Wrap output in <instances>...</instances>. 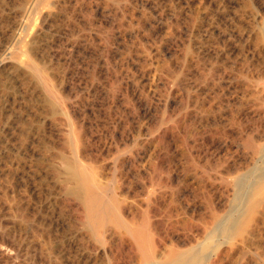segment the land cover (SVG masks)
Wrapping results in <instances>:
<instances>
[{
  "label": "bare ground",
  "instance_id": "1",
  "mask_svg": "<svg viewBox=\"0 0 264 264\" xmlns=\"http://www.w3.org/2000/svg\"><path fill=\"white\" fill-rule=\"evenodd\" d=\"M124 1H123V3H124ZM186 1H188V0H186ZM128 2L127 3L125 2V6H126V4H128ZM169 2H167V3H169ZM178 2H180V1H178ZM154 3H155V1H154ZM196 3H198V2H196ZM115 5H116L115 0H0V79H1V81L6 80L7 84L9 83V84L13 85L14 87H17L16 90H18V93L12 95L13 101L16 100V103H19L18 101L20 100V103H21V101L23 100V102H25V104H27V103L30 104L29 107L32 106L30 111L32 109L33 110L35 109V111H33V112H35L34 114L37 115V120H35L33 122V124L31 123V120L29 121V119H31V115H30V117H28L29 114L27 116V113H31L32 111L27 112L25 114V112H24L25 110H23L24 114L27 116V117L26 116L24 117V120H25V118H27V119L29 118L28 121L31 123V124L30 123L28 124L27 120H25L26 123L29 125V127L27 129H26V126L24 128L23 127L24 125L21 124V126L23 125L22 127L24 128L23 132L24 131L26 133L28 132L29 138H31L30 133L38 134L40 132L42 134L43 139H45V140L48 139L53 144L54 149L52 148V151H48L47 153H45V154H47L46 156H44L45 154L43 155L45 157V159L43 161L39 160V162L42 161L40 164L41 167L40 166L34 167L32 165H31V167H33L34 169L36 167L38 169L41 168V170H42L41 176L42 177H40V176L39 177L43 178V180L45 182L44 186H46L48 184V186H49L48 188L50 189V190H48V192L51 191V192H53V194H55L53 196L55 198V200H54V198H53V200L56 202L55 203L56 206L58 204L61 205V203L64 204L66 202L72 204L73 213H74L73 218L74 219L72 220L71 225L67 222V223H64V226L70 225L69 226L70 235L72 238V239L71 238L70 239L72 240V244H74V246H76L78 248V250L80 251L79 252L80 257H78V259L80 258L82 264H91L92 262H95L94 259H96L97 257L105 256V257L109 258V256H111V258L113 259V262L115 261L114 264H119V262L121 263V261H119V260L122 259L121 258L122 254H123L122 251H124L125 253L127 252V254H128V256L126 254V256L128 257L126 260H128V261L125 262L123 260L125 262L123 264H264V247L262 246L261 241H258V238H259L258 233H260V228L262 229L261 226L264 224L263 223V221H264V131H263V129H262V131H263L262 133L260 132L261 129H259V132L250 131L251 129H249L247 131L243 130V131L236 132L235 135H237L239 137V140L241 142L240 144H238V143L234 144L232 142H231L232 143L231 144V143H228L226 140L224 142L218 141V143H215V141L212 140L213 142L210 144V148L214 147V148H216V150L212 148V150H215V151L213 153L211 152L212 154H211V156H209V157H211V159L210 158L209 159L208 158L207 159L202 158L203 160H201V158H199V159L197 158L198 159L197 160L194 157L189 158L190 161L187 165L190 168L189 169V172H190L189 175L191 176V179H190L191 181H188V182H191L190 185H191L192 189H190L191 191H189L190 193L189 192L188 193L189 194L193 193L192 194L193 197H192V199H189L191 196L189 198L182 197L181 202L184 201V203L180 207L181 208L183 207L182 209L184 210L183 212H184L185 216L183 217L181 215L183 218H181L179 213H177V210L179 208H177V210L176 209L173 210L172 208H170L171 205L173 204V201H171L172 197L168 198L170 200V201L168 200V204L160 207L161 205L158 206V205H155L154 202H152L153 196L150 194V196L147 198V201L145 204L146 208H144V210L142 212H140L138 209H135V208L131 207L130 205L126 204L123 199L119 198L116 195V193H115V179H116L115 178L116 177L115 176V168H116L115 167V165H116L115 160L116 159H112V161L109 162V164H105V165L101 162L102 159H99L100 155H102L103 153L111 151L113 149L117 151L119 148V146L115 144L116 140H114L115 135H116L115 130L117 129V127H115L116 124H114V125L112 124V126L110 125L111 129H112L111 133H110V138H107V139L105 138L106 140L103 143H101L102 144L101 147L98 145L100 147L99 148L100 150L97 151L98 153H100V155L98 156L97 153L94 154L91 150V147H90L91 144H89V143H90L92 138H91V135H89L87 132V128L84 124V120H80V116L78 114L76 115V112H78V111H76V109L78 110L77 105H78V101H79L78 99L80 98V96L81 95H83V96L84 95H90V94H92L94 96L95 92H97V90H98V86L103 85V84H98V83L95 84V82L93 81L95 79L94 75L96 74V77L98 75V79H96V80H100L99 78H101L103 81H105V83H106L105 85L109 86L111 92H112V90H115V93H114L115 95H112L113 92L111 93V98L109 99L111 102H109V103L113 104L114 100H115V102L116 101L125 102L126 104L130 105V107L133 109H134V106H137L138 109H140L142 111V114L147 118V120H149L148 119L149 117H153L152 119L150 118L151 119L150 123L151 122L153 123V121H154V123H156V125H158L159 130L156 129V127H155V129L157 130V132L154 130L155 133H157V134H155L154 131H151V132H153V136L149 137V133H151V132H148V134H147L148 138H146L144 140H143V138L140 139L138 136L137 137L133 136V134H131L130 136L124 134L125 135L124 140L121 141L122 146H125V147L130 146L133 148H139L138 150L140 152L143 151L142 155L140 156V157H142V159H143V157L148 158V156H149V155H147V153L145 154L146 150H144V149H146L145 148L146 146L150 147L151 144L152 145L153 144H155V145L159 144L158 146H161L160 143L162 144L164 142V134L161 132L162 131L161 129L163 127H165V129H166V126H164V125H166L168 123L171 124L172 118H174L173 117L174 115L172 116V113L174 111L170 108L172 106V103H171L169 97L166 96V94H167L166 91L169 90V89H167V88H169V86H167V88H166V81H165L166 78L163 77L164 74L161 71L162 70L161 68H163L161 66H163V65H161V66L158 65V61H157L158 57H156V59L153 60L155 58V55H157V53L159 54V52H160L159 50L162 47H158V46L152 47L151 46V48H149L150 51L148 50L149 53L144 52L145 47H144V51L141 50L139 48L140 46H138V44H139L138 39L141 38V33H140V31H137L136 27H135L136 31L131 30L132 29L131 25L133 24V21H134V17H133L132 12L130 11L132 14L131 16L129 14L130 17L127 16V18H129V20H128L127 18H125L124 9L122 8L123 9V11H122L120 9L121 7L119 8V11L121 10L119 13L122 16V19H124V20L127 19L128 20L127 23L129 24L127 26L131 28L130 30L128 28H126L128 30H122L120 27V23L117 24L118 22H115V19H114L115 13H117V11L115 10ZM152 5H153V3H152ZM139 6L149 7L148 3L146 5L145 2H143V3L140 2ZM167 6H169V5H167ZM142 7H141V11H142ZM153 7H155V6L153 5ZM181 7H182V5H181ZM117 8H118V6H117ZM124 8H126V7H124ZM176 8H178V7H176ZM77 9H78V11H77ZM171 9H174V8H171ZM155 10H158V9H155ZM75 11L80 12V13L84 12L86 14L84 16L87 18V21H92L89 18L95 17V20L98 23L97 25L96 24L95 25L99 26L98 29L95 28V29L91 30V28H89L88 30H76L74 32V28L78 25H76L73 28L72 26H70V24H72L71 22H73V21L75 23L76 19L78 18V17H76L78 14L77 13L75 14ZM139 11H140V9H139ZM141 11H140V13H141ZM170 11H172V10H170ZM144 13L145 12L142 11L141 14H144ZM160 13H162V11L159 12V15H161ZM74 14L76 16H74ZM139 14L137 16H139ZM143 16H145V14ZM140 18H142V16ZM140 18H138V20ZM161 18H162V16H160V21H162ZM165 20H167V19H165ZM36 21L38 22V24L36 23L38 26H34V27H36V29L34 31V34H32L30 32L32 35L31 36V35H29V31H31L30 28L32 27V23L34 25H36L34 23ZM93 21L91 24H93V26H94ZM139 21H141V20H139ZM160 21L158 20V21L154 22V26H157L156 28L162 27V23ZM178 23H179V21H178ZM143 25H144V23H143ZM149 25H151V24H149ZM100 26L101 27H107V30H106L107 34L104 35L103 38H102ZM136 26H138V21L136 23ZM154 26L151 25V27H153V28H154ZM34 27L31 29H34ZM167 28H169V27H167ZM172 29H173V27H172ZM139 30H141V28ZM167 30H169V29H167ZM27 31H28L29 36L27 35ZM165 31H166V29H165ZM104 32H105V29H104ZM144 34L145 33H143V35ZM161 34H162V32H161ZM241 37H242V35H241ZM144 38L147 40L146 35H144L142 39H144ZM102 39H103V42H102ZM142 39L140 40V42L143 41ZM161 39H162V37H161ZM245 39H246V37H245ZM146 40H145V42H146ZM149 40H151V39L149 38ZM233 41H235V40H233ZM146 44L144 46H147ZM148 44H149V42H148ZM156 44H157V42L154 45H156ZM160 44H158V45H160ZM167 44H169V43H167ZM140 45H142V43ZM148 47H150V44ZM184 47H185V45H184ZM95 49L97 51L99 49V51H101L103 53L102 54L100 53V55L97 53L99 55L98 60L91 62V61H89V59L92 58V55L95 52L94 51ZM139 49L143 53H141ZM167 51H169V50H167ZM161 52H162V50H161ZM234 53H232V54H234ZM141 54H144V55L142 56ZM27 55H29L30 58H28ZM152 55L154 56L153 58H151ZM167 56H169V55H167ZM234 63L236 64V62H234ZM111 64H113L112 67H111ZM169 66H170V64H169ZM110 70H112V72H110ZM254 71H255V69L253 70V72ZM166 72H167V70H166ZM167 75H169V74H167ZM262 75H263V73H262ZM262 75L259 74V71H258V73L256 74V78L258 80L260 78L263 79L261 77ZM245 76H246V74H245ZM253 76H254V74H253ZM226 79H228V78H226ZM242 79H244V77ZM233 80H234V78L232 80H229V82L226 83L227 87L229 89H231V91H232V89L234 90L236 88V86L233 83ZM254 80H256V79H254ZM169 81H170V78H169ZM2 82H4V81H2ZM2 82L0 85H2ZM242 82H243V80H242ZM258 82H260V81H258ZM246 84H248V83H246ZM257 85H258V83H257ZM242 86H243V84H242ZM247 87H246V89H247ZM1 88L4 89L5 87L3 86ZM7 88H5V90H9V88L8 89ZM11 88H13V87H11ZM104 88H105V86L102 89L104 90ZM109 88H107V90ZM228 88H227V90H228ZM255 89H257V88H255ZM13 90H15V88ZM16 90H15V93H16ZM103 90H101L99 92V94L103 93ZM10 91H11V89H10ZM170 91H171V88L167 92H170ZM7 92H8V96H9L10 95L9 91H7ZM19 92L21 93V95L19 94ZM4 94H6V93H4ZM11 94H12V92H11ZM24 94H27V96H22ZM19 95H20V99H19ZM169 95H170V93H169ZM2 98L5 101L4 97H2ZM240 98L242 99V97H240ZM0 101H1V99H0ZM1 103L2 102H0V104ZM9 103H11V102H9ZM16 103H14V104L16 105ZM1 105H3V104H1ZM10 105H11L10 108L13 109V107H12L13 104L11 103V104H9V106ZM119 105H120V103H119ZM9 106H8V108H4V109L9 110ZM21 106H22V104H21ZM3 107H2V109H3ZM17 107L20 108V106H17ZM17 107H15V111H14V109L12 110V111H14V113L16 112V110H18ZM24 107H25V105H24ZM29 107L27 109H29ZM27 109H26V111H27ZM135 109L137 110V108H135ZM169 109H171L172 112ZM19 111H20V109H19ZM1 113H2V111H1ZM7 113H5V115L3 114V116L8 117ZM21 113H19V114H21ZM249 113L252 115L258 114V112L256 110L252 111V112H250V110H249ZM11 114L9 113V117ZM67 114H69V116L71 118L70 120L66 119L69 117V116H67ZM22 115L23 114H21V116ZM64 116H66V118ZM77 116H79V117H77ZM33 117L34 116L32 114V118ZM59 117H61L60 119L62 121L64 119V121H63V122H65L64 124L62 123L61 120H58V121L61 122L62 125L58 123L57 118L59 119ZM140 117H141V119H143L142 116H140ZM16 119L18 120V118H16ZM3 120L6 121L5 119H3ZM20 121L21 120L19 119L18 122L20 123ZM115 121H117V120H115ZM140 121L141 120H139V122ZM3 123L4 122L2 121V123L0 125L2 126ZM8 123H9V121H8ZM116 123H119V122H116ZM154 123L152 125L155 126ZM16 124H17V122H16ZM18 124H17V126H19ZM139 124H141V123H139ZM147 124H146V126H147ZM5 125H8L7 122ZM5 125H3V127ZM10 125H11V123H10ZM148 126H150V125H148ZM9 127H7V128H9ZM137 128H139V125ZM144 129H145V125H144ZM165 129H164V131H165ZM20 130L18 127V132ZM150 130L148 129L147 131H150ZM8 131L10 132V130H8ZM12 131H13L12 134H14L15 130H12ZM130 131H128L129 134H130ZM3 132L4 131H2V133ZM25 132L23 135H25ZM219 132H221V131H219ZM10 133H7V134L9 135ZM19 133H17V134H19ZM136 133H138V131ZM139 133H140V130H139ZM144 133H146V131H144ZM221 133H222V135L224 134V132H221ZM15 134H16V132H15ZM19 135H18V137H19ZM150 135H152V134H150ZM34 136H36V135H34ZM4 137L6 138V136H4ZM36 137H38V135ZM143 137L145 138V136H143ZM22 138L24 139L25 136ZM38 139H40V138H38ZM3 140H4V138H3ZM13 140H15L17 142L18 139H13ZM20 140L21 139L19 138V141ZM36 140H37V138H36ZM222 140L223 139H221V141ZM6 141H8V140L6 139ZM6 141L3 143L5 144ZM15 141H12V142L15 143ZM23 141L22 142L20 141V142L23 143ZM99 141L101 142V140H99ZM25 142H26V138H25ZM40 142L45 143L44 140L40 141ZM40 142L38 143V141H37L38 145L40 144ZM50 142H48V144ZM121 142H118V143H121ZM3 143H1V144H3ZM14 143H12V144H14ZM50 144H49V146L52 147V144L51 145ZM17 145H15V146H17ZM20 145H18V146H20ZM35 145L37 146V148H33V149L37 150L39 147H41V146L38 147L36 142L34 143L33 146H35ZM155 145L153 146L154 148H155ZM9 146H8V148H9ZM27 146L28 145H26V147ZM43 146L45 148L47 146V144L46 145L43 144ZM4 148H5V146L3 145V149ZM13 148H14V146H13ZM120 148H121V146H120ZM231 148L234 149V152H239L240 154H242L241 156L243 157V159L245 158L247 160V163H248L247 166L245 163H243V164H245L246 167L242 168V170L240 168L241 171L239 169H237L240 172H237V174L235 173L236 175L234 173L229 172L230 166L225 164L227 162L228 164H232V166H234L235 162H232V159H230V160L221 159V157L223 158L224 154H226ZM3 149L1 148V150H3ZM14 149H12V150H14ZM16 149L21 150V149H18L17 147H16ZM158 149H159V147H158ZM12 150L10 149V151H9V149H8L9 154L12 153ZM17 150H15V151H17ZM24 150H23V153L25 152ZM42 150H43V148H42ZM27 151L28 150L26 149V152ZM32 151H31V153H32ZM149 151H150V149H149ZM159 151H161V149ZM246 151H248V152H246ZM17 152H20V151H17ZM158 152H156V153H158ZM152 153H154V152H152ZM33 154L34 153L29 154V155H31V157H32ZM112 154H114V153H112ZM13 155H17V153L15 152V154H12V157H13ZM126 155H122L121 157L127 161V160H129L128 159L129 155H127V156ZM36 156L37 155L34 156L35 159H37ZM39 156L41 157V155H39ZM104 156H106V155H104ZM2 157H4V156L0 155V158H2ZM5 157H7L9 159L11 156L9 157V155H6ZM27 157L29 158L30 156L27 155ZM100 158H102V156ZM8 159H7V161H8ZM35 159H34V162H36ZM42 159H43V157H42ZM123 159H122V161L120 159L118 161L122 162V164H123ZM3 160H5V158H3ZM15 160H17V158ZM221 160H223V162L221 164L222 166L220 165ZM1 161H2V159L0 160V162ZM10 161L14 162L13 159L12 160L10 159ZM28 161H29V159H28ZM32 161H33V159H32ZM32 161L30 159L31 163H32ZM233 161H235V160H233ZM5 162H6V160L4 161V163ZM17 162L15 165H17V168H20V170L23 172L24 170H22V169H24L25 167L24 166L22 167V165H21V167H20V165L18 167ZM21 162H22V160H20L19 163L21 164ZM30 162H28V164H26V166L29 167L30 166L29 164H31ZM100 162L102 164H100ZM240 162L242 163V161L239 160V163ZM237 163H238V161H237ZM258 163H260V164L257 165ZM2 165H3V163H2ZM219 165L221 167H223L222 169H225V168L226 169L222 170V171L219 170V168H221ZM4 166L5 165H3L2 169L1 168L0 169L3 170V168H5L7 166V163H6V166L5 167ZM103 167L105 170L108 169L107 171H108L109 176H107V177H104L105 175L103 176L104 172L102 174V171H101V170H103ZM142 167H143V165H142ZM6 168L8 169V167H6ZM10 168L12 169V167H10ZM233 168L234 167H232L231 171L233 170ZM154 169H156V168H154ZM4 170H3V172L6 171V170L5 171ZM15 170H17V172H18V169L15 168ZM196 170H200L201 172L199 174H197V172H195ZM10 171L8 173H11ZM26 171H27V169H26ZM29 171H30V169H29ZM38 171L41 172L40 170H38ZM7 172H5L4 174H6ZM8 173L6 175H8ZM12 173H13V171H12ZM15 173L16 172H14L13 175ZM223 173L224 174L230 173V175L234 174L235 177H234V175H231V176H233L234 179L232 178L233 180L228 182V180L224 177L225 175ZM21 174H23V173H21ZM21 174L17 175V176L23 177V175H21ZM31 174H32V176H34L33 173H31ZM36 174H38V173L36 172ZM8 176H12V174L8 175ZM14 176H16V174ZM26 176H27V174H26ZM26 176H25V178H26ZM153 176H152V178H154ZM167 176H169V175H167ZM3 177L5 179V176H3ZM227 177H229V175H227ZM0 178H2V177H0ZM29 178H31V177H29ZM107 178H109V179H107ZM169 178H168V180L171 179V178L170 179ZM4 179H1V180H4ZM16 179L18 180L19 177ZM33 179H35V178H33ZM33 179H32V182H33ZM21 180H22V178H21ZM24 180L25 179H23V181ZM36 180L37 179H35V181ZM185 180H187V179H185ZM5 181H6V179H5ZM7 181L12 182L15 180L14 179L8 180V178H7ZM41 181H42V179L39 180L40 185H41ZM158 181H160V180H158ZM2 182L3 181H1L0 183H2ZM21 182H19V183H21ZM26 182H29L27 178H26ZM154 182H155L154 179H152L151 184H153ZM16 183H17V181H16ZM30 183H31V181H30ZM9 185L11 186V183ZM40 185L37 184L35 186L38 191H39V189L37 188V186L41 187ZM16 186H20V184L16 185ZM24 186H26V185H24ZM4 187H5V184H4ZM21 187H19V188H21ZM25 188H27V187H25ZM46 188H47V186H46ZM5 189H7V188L5 187ZM9 189H12V191H13L14 190L13 185H12V188H9ZM16 189H18V188H16ZM28 190H30V187ZM34 190H35V188H34ZM7 191H8V193L11 192L9 190H7ZM16 191H18V190H14L13 193L15 194ZM22 191H19V192H22ZM33 192L34 191H32V193ZM45 193H47V191ZM35 194H37V196L40 195L39 193H35ZM48 194H51V193H48ZM0 195H1V192H0ZM15 195L17 196V193ZM15 195H14V197H11V198L14 199ZM42 195H43V193H42ZM45 195L46 194H44V199H41V200L45 201V198H46V201H47V197H45ZM9 196H11V193L9 194ZM9 196L8 197L5 196V197L9 198ZM33 196H35V195H33ZM37 196H35V197H37ZM51 196H52V194H51ZM51 196H49V197H51ZM30 197H31V195H30ZM16 198H18V196ZM10 199H6L5 201L7 202V200H10ZM28 199L29 198H27L26 200H28ZM36 199H35V201H36ZM196 199H198L199 201ZM16 200H18V199H16ZM0 201H4V199L0 200ZM31 201H33V199H31ZM48 201L51 202L50 200H48ZM11 202L13 203V201H11ZM11 202L8 201L9 205ZM20 202H22V200ZM26 202H28V201H26ZM29 202H30V200H29ZM38 202H40V201H37V203ZM163 202L162 203L165 204V201H163ZM20 204L18 205V207L19 206L21 207ZM28 204H30V206H31V203H28ZM55 204H54V207H55ZM3 205H5V204L3 203ZM38 205L39 204H37V205L35 204L36 207ZM45 205H46V203H45ZM14 206H11V207H14ZM25 206L27 208V206H28L27 203ZM0 207H2V205ZM8 207L9 206L7 205L6 208H8ZM159 207L160 208L164 207V210L161 211ZM24 208H23V210H25ZM34 208H32V209H34ZM42 208L40 210H42ZM50 208H51V206H50ZM17 209H16V211H17ZM7 210H10V208ZM11 210H12V208H11ZM14 210L15 209H13V211ZM20 210H21V208H20ZM45 210L47 211V209H45ZM51 210L52 209H50L48 212H50ZM18 211H19V209H18ZM178 211H180V210H178ZM24 212L25 211H22L23 217H24ZM180 212H182V210ZM10 213H11V211H10ZM35 213H37V212H35ZM43 213L47 214L44 211V212L40 213L39 215H41ZM7 214L9 217L10 214L9 213H7ZM15 214L16 213L11 214V217H13V215H15ZM28 214L30 215L32 213L30 212ZM19 215L21 216V214L18 213V216ZM49 215L54 217V215H52V213ZM32 216L37 217L36 215H33V214H32ZM51 216H49V217H51ZM4 217H1L0 224H2V222H4L6 220L7 215L5 214ZM27 217H24V218H27ZM44 217H45V215H44ZM44 217H42L43 219L42 218H40V219H42V220L46 219ZM57 217H59L58 214H57ZM8 219H10V217ZM23 219L21 220L22 222H24ZM27 219L26 220L24 219L25 220L24 223H27L30 220L33 221L32 218H30V220H27ZM57 219H54V220H57ZM34 220H36V219H34ZM42 220H40V221H42ZM50 220H48V221L50 222ZM12 221H14V220H12ZM16 221H18V219H16ZM21 221H19V223H21ZM36 221H35V223H36ZM55 222L57 223V221H55ZM11 223L13 224V222H11ZM19 223H18V225H19ZM24 223L22 225H24ZM42 223H43V221H42ZM42 223H40V224H42ZM52 223L54 224V222H52ZM52 223H50V224L52 225ZM8 224H10V223H8ZM14 224H13V226H14ZM32 224H34V223H32ZM43 224H45V223H43ZM26 225H29V224L27 223ZM36 225H39V222H38V224L36 223ZM45 226L50 227L49 225H46V224H45ZM5 227H2V228L4 229ZM30 227L31 226H29V229H30ZM38 227H40V226H38ZM7 228H8V226H7ZM24 228H26V227H24ZM33 228H32V231L30 230L31 232H33V230H34ZM45 228L48 229L47 227H45ZM57 228L58 227H56L55 231L57 230ZM66 228H67V226H66ZM3 229L0 230V248L2 249L0 251V264H30L29 263L30 261L27 260L29 258V255H30L28 253L29 249L23 245L26 242L21 243L24 240L23 237H20L21 235L18 236L19 238L23 239V240L21 239L22 241L20 240L21 242L19 240H18L19 242L15 241L13 239V238H15L13 236L16 234L15 230L14 231L12 230V232H14V234L12 236L13 238H12V237H10L11 233L9 234V232L8 233L6 232L7 230L5 231ZM40 229L42 230L41 227H40ZM23 230H25V229H23ZM37 230H39V229L35 228L34 233L37 232ZM18 233L20 234L19 231L17 232V234ZM66 233L67 232H65L64 234H66ZM28 235H30V234H28ZM32 235H30V236H32ZM260 235L262 236L261 233H260ZM22 236H25V234L24 235L22 234ZM33 236H35V235H33ZM35 237H37V236H35ZM39 237H38V239H39ZM235 237H239L240 240H238L237 242L235 241L236 243L232 242L231 244H233V246L229 247L230 249H229V251H227V247H226V245L228 244L227 241L230 239H233ZM27 238H28V236H27ZM31 238H30V241H31ZM65 238H68V237H65ZM35 239L36 238H34L32 240H35ZM220 239H222L224 242L223 243L220 242L221 244H218ZM44 240H45V238H44ZM26 241H28V240H26ZM36 241H35V243L37 244L39 242V240L37 242ZM50 241H52V240H50ZM67 241L69 242V240H67ZM230 241H232V240H230ZM29 243H28V245H29ZM39 243H41V242H39ZM44 244H40V245H44ZM40 245L38 246V244H37L38 247H40ZM50 245H51V243H50ZM50 245H48V246H50ZM224 247L226 248V250ZM43 248H45V247H43ZM43 248H41V249H43ZM69 248H71V245ZM3 250H5V251H3ZM6 250L8 251V253H6L7 252ZM35 250H36V248H35ZM52 250H54V248ZM52 250L49 249V251H52ZM260 250H262V252H260L261 254L258 255V252ZM49 251H47V252H49ZM53 254H54V252H53ZM52 255H50L49 257H52ZM56 256H54V257H56ZM54 257H53V259H54ZM56 259H58V258L56 257ZM50 263H46V264H50Z\"/></svg>",
  "mask_w": 264,
  "mask_h": 264
},
{
  "label": "rangeland",
  "instance_id": "2",
  "mask_svg": "<svg viewBox=\"0 0 264 264\" xmlns=\"http://www.w3.org/2000/svg\"><path fill=\"white\" fill-rule=\"evenodd\" d=\"M123 1L124 0H115V4H116L115 10L117 11V13H115V17H114L115 22H118L117 24L120 23V27L122 30H128V29L130 30L132 28L131 30L136 31V28H137V31H140L141 38L138 39L139 40L138 46H140L139 48L143 51H144V47H145L144 52L149 53V51H150L149 48H151V46L152 47L153 46L162 47L159 50L160 55L157 53V55H155V58L153 60H155L156 57H158L157 58L158 59L157 60L158 65L159 66L163 65V66H161L163 68L160 67L162 70L161 69L160 70L164 74L163 77L166 78L165 79L166 88H167V86H169V88H167V89L170 90V88H171L170 92H167L169 90L166 89L167 90L166 96L169 97V99L172 103V106L170 108L174 111L172 113V116L174 115L173 116L174 118H172L171 124L168 123V124L164 125V126H166V129H165V127H163L161 129L162 131L160 130L164 134V142L162 144L160 143V145L162 147L158 146L159 144H156V145L151 144L150 147L146 146L145 147L146 149H144V150H146L145 154L147 153V155H149V156H148V158L143 157V159H142V157H140V156L142 155L143 151L140 152L138 150L139 148H133L130 146H127V147L122 146L121 141L124 140L125 135L130 136L131 134H133V136H135V137L138 136L140 139L143 138V140H144V139L148 138L147 137L148 132H151L154 130L157 132L156 129L159 130L158 125H156V123H154V121H153V123L155 124V126L152 125L153 123L152 122L150 123V120L153 117H149L148 118L149 120H147V118L142 114V111L140 109H138L137 106H134V109H133L130 107V105L126 104L125 102H119V101L115 102V100H114L113 104L109 103V102H111L109 100L111 98V93L113 92L112 95H115L114 94L115 90H112V92H111L109 86L105 85L106 84L105 81H103L101 78H99L100 80H96V79H98V75H97V77H96V74L94 75L95 79L93 78L94 79L93 81L95 82V84L98 83V84H103V85L98 86L99 91L97 90V92H95L94 96L92 94L80 96V98L78 99L79 100L78 105H77L78 110L76 109V111H78V112H76V115L78 114L80 116V120H84V124L87 128V132L89 135H91V138H92L91 139L92 142L90 141V143H89V144H91L90 145L91 150L94 154L97 153L98 156L100 155V153H98L97 151L100 150L99 148L102 146L101 143H103L107 138H110V133L112 130L111 126H112V124L113 125L116 124L115 127H117V129L115 130L116 135H115L114 140H116L115 144L118 145L119 148L117 151L113 149L114 151L111 150V151L103 153L102 155H100V157L102 156V158L99 157V159H102L101 162L104 165L109 164V162H111L112 159H116L115 162H116L117 166L115 165V167H116L115 168V176H116L115 177L116 178L115 179V193L119 198L123 199L126 204H128L131 207L138 209L140 212H142L144 210V208H146L145 204H146L147 198L150 196V194L153 196L152 202H154L155 205H158V206L161 205L160 207L168 204V200H169L168 198L172 197L174 200L171 198V201H173V204L171 205L170 208H172L173 210H175V209L177 210V208H179L178 210H180V211L182 210V212L177 210V213H179L180 216L182 215L184 217L185 215L183 212L184 210L182 209L183 207L182 208L180 207L184 203V201L181 202L182 197L189 198L191 196L189 199H192V197H193L192 196L193 193L189 194L190 193L189 191H191L190 189H192V187L190 185L191 182H188V181H191L190 180L191 176L189 175V173H190L189 169L190 168L187 165L190 161L189 158H192V157H194L196 159L201 158V160H203L205 158L211 159V157H209V156H211V154L216 150V148H214V147H212V148L215 150H212V148H210V144L213 141H215V143H218V141L224 142L226 140L228 143L232 142L234 144H236V143L240 144L241 142L239 140V137L237 135H235L236 132H238V131H243V130L247 131L249 129H251L250 131H253V132L254 131L259 132V129H261L260 130L261 133L264 131V94H263L264 93V0H197V1L196 0H188V1H186V0H148V1L142 0L143 2L146 3V5L148 3L149 7L139 6L140 2L143 3L141 0H127V1L125 0L124 3H123ZM154 1H155V3H154ZM178 1H180V2H178ZM125 2L126 3L128 2V4H126V6H125ZM167 2H169V3H167ZM196 2H198V3H196ZM152 3L155 7H153ZM167 5H169V6H167ZM181 5H182V7H181ZM117 6H118V8H117ZM123 6L126 8H124ZM141 7H142V11L145 12L144 14L146 17L143 16L144 14H141L142 13ZM176 7H178V8H176ZM119 8L122 11L124 9L125 18H127V16L130 17L133 14L134 21H133V24L131 25V28L127 26V25H129L127 23L129 18H127L128 20L122 19V16L119 13L121 10L119 11ZM138 8L140 9L141 13H140ZM145 8L146 9L148 8V9L146 10ZM171 8H174V9H171ZM155 9H158V10H155ZM170 10H172V11H170ZM77 11H78V9H77ZM77 11H75V14L77 13L78 15L76 16L74 14V16L78 17L75 21L76 24L74 23V21L71 22L72 24H70V26H72L73 28L76 25H78L74 28V32L76 30H88L89 28H91V30L95 29V28L98 29L99 26H96L98 23L96 22L95 17L89 18L92 21L94 20L93 21L94 26H93V24H91L92 21H87V18L84 16L86 14L84 12L80 13ZM130 11L132 12V14ZM161 11L163 14L160 13L161 15H159V12H161ZM137 13L138 14L140 13L141 15L139 14V16H137L138 15ZM129 14H130V16H129ZM141 16H142V18H140ZM160 16H162V18H161L162 21H160ZM138 18H140L139 20H141V21H139ZM154 19L156 21L159 20L162 23L161 28H156L157 26H154V22H156ZM165 19H167V20H165ZM136 20L138 21V26H136V23H137ZM178 21H179V23H178ZM34 23L38 24L37 21ZM143 23H144V25H143ZM148 23L153 25L154 28L151 27V25H149ZM37 24L34 25L32 23L31 28H33L34 26H38ZM167 27H169V28H167ZM172 27H173V29H172ZM31 28H30L31 31H29V35H31V33L34 34V31L36 29V27H34V29H31ZM126 28H128V29H126ZM140 28H141V30H139ZM104 29H105V32H104ZM165 29H166V31H165ZM167 29H169V30H167ZM106 30H107V27H101L102 38L104 37V35L107 34ZM141 31L143 33H145L144 35H146L147 40L145 38L142 39L144 35ZM161 32H162V34H161ZM27 35H28V31H27ZM241 35H242V37H241ZM161 37H162V39H161ZM245 37H246V39H245ZM149 38L154 43L151 40H149ZM141 39L143 40L142 42H140ZM145 40H146V42H145ZM233 40H235V41H233ZM102 42H103V39H102ZM148 42L150 44V47H148L149 46ZM156 42H157V44L154 45ZM141 43H142V45H140ZM144 43L145 44L147 43L146 44L147 46H144L145 45ZM167 43H169V44H167ZM158 44H160V45H158ZM184 45H185V47H184ZM141 50H140V52L143 53ZM161 50H162V52H161ZM167 50H169V51H167ZM94 51L95 52L93 53L92 58L89 59V61H91V62L97 61L100 53L101 54L103 53V52L99 51V49H98V51L96 49ZM232 53H234V54H232ZM141 55L143 56L144 54H141ZM167 55H169V56H167ZM27 56H28V58H30L29 55H27ZM153 57L154 56L152 55L151 58H153ZM234 62H236V64ZM169 64H170V66H169ZM112 65L113 64H111V67H112ZM254 69H255V71L253 72ZM166 70H167V72H166ZM257 70L259 71V74L262 75V73H263V75L261 76L263 79L260 78L258 80L256 78V74L258 73ZM110 72H112V70H110ZM252 73L254 74V76ZM167 74H169V75H167ZM245 74H246V76H245ZM242 76L244 77V79H242L243 78ZM169 78H170V81H169ZM226 78H228V79H226ZM233 78H234L233 83L236 86V88H235L236 90L232 89V91H231V89H229L227 87L226 83L229 82V80H232ZM254 79H256L257 81ZM242 80L244 83L242 82ZM0 81H1V79H0ZM2 81H4V82H2ZM2 81H1L2 85L5 88L8 87L9 90H5V88L4 89L1 88L3 86L0 85V90H1L0 91V99H1L0 102H2L1 104H3V105L0 104V107H1L0 108V115H1L0 119L2 118L0 120V124L2 123V121L5 124L7 122V124H8V125H5L3 123L2 126L0 125V132L2 133V131H4L5 133L3 132L4 134L3 133L2 134L4 136H6V138H5L0 133V136L2 137V138L0 137V147L3 149V145L5 146V148H4L5 150L3 149L4 151L1 150V148H0V155L4 156V157L0 158V160L2 159V161L0 162V168L2 169L3 165L6 166V163H7L6 167H8V169L4 166L6 169L3 168V170L5 169L6 170V171L4 170L5 172H7L8 170L9 171L11 170L10 171L11 173H8L9 171L7 173H8V175L12 174V176L6 175L7 173L4 174L5 172H3V170L0 169V177H2V178H0V182L3 181L2 183H0V190H1L0 191L1 192V195H0L1 199L0 200L4 199V201H5L6 199H10L11 197H14V195L16 193H17L18 198H16L17 196L15 195L14 199L11 198L10 200H7V202L6 201L5 202L0 201V204L2 203L1 204L2 207H0V214L2 213L0 215V219H1V217H4L5 214L7 215L6 220L4 222H2V224L4 226L2 224H0V230L3 229L2 227L6 226L3 230H5V231L7 230L6 232L7 233L9 232V234L11 233L10 237H12L14 234V232H12V230L13 231L15 230L16 234L13 236L15 238L12 237L15 241H18V240L20 241L22 238H19L18 236L21 235L20 237H23V239H24V240L22 239L24 242L22 240H21L22 242L20 241L21 243H25V242L31 243V244L29 243V245H28V243L23 244L25 247H27L29 249L28 253L30 255H29V258L27 260L30 261V262L28 261L30 264H33V263L34 264H39V263L40 264H46V263H50V262H51L50 264H55V263L56 264H58V263L59 264H67V263L68 264H78V263L82 264L80 258L78 259V257H80V253H79L80 251L78 250V248L76 246H74V244H72V240H71L72 238L70 235L69 226L72 224L71 222L74 219L73 218L74 213H73V208H72L73 206H72V204H70L68 202H66L64 204L61 203V205L58 204L56 206V204H55L56 202L54 201L55 198L53 197L55 194H53V192H51V191L48 192V190H50L48 188L49 187L48 184L47 185L45 184L47 186V188H46V186H44L45 182H44L43 178H40V177H42L41 176L42 170H41V168L40 169L37 168L40 166L41 162L45 159L44 156L47 155L45 153H47L48 151H52V148L54 149L53 144L47 138H46L47 140L43 139L42 134L40 132L38 134L30 133L31 138L28 137L29 136L28 132L26 133L24 131L25 135H23L24 134L23 129L25 128V126H26V129L29 127V125H28L30 123L29 121L31 120V123L33 124V122L35 120H37V115H35L34 114L35 112H33V111H35V109L31 110L33 112L32 113L30 111L32 106L29 107L30 104H28V103H27L28 105L25 104V102H23V100L21 101V103H20V100L18 101L19 103H16V100H14L15 101L14 102L12 100L13 99L12 95L18 93V90H16L17 87H14L13 85H11L9 83L7 84L6 80H2ZM258 81H260V82H258ZM1 82H0V84H1ZM246 83H248V84H246ZM257 83H258V85H257ZM242 84H243V86H242ZM102 86L103 87L105 86V88H104L105 91L102 89L103 88ZM225 86L228 88V90ZM11 87H13V88H11ZM246 87H247V89H246ZM14 88L16 90V93H15V90H13ZM99 88L101 90H103V93L99 94V92L101 91ZM107 88H109V89L107 90ZM255 88H257V89H255ZM10 89H11V91H10ZM7 91H9V94L11 96L10 95L8 96ZM11 92H12V94H11ZM4 93H6V94H4ZM169 93H170V95H169ZM19 94L21 95L20 92H19ZM20 95H19V99H20ZM22 96H27V94H24ZM2 97H4L5 101L3 100ZM240 97H242V99ZM9 102H11L13 104L12 107H13L14 111H15V107L20 106V108L17 107L18 110H16V112L14 113V111H12L13 109L10 108L11 105L9 106V104H11ZM14 103H16V105ZM119 103H120V105H119ZM21 104H22V106H21ZM24 105H25V107H24ZM8 106H9V110H7V109L5 110L4 108H8ZM2 107H3V109H2ZM28 107H29V109H27ZM135 108H137V110ZM19 109H20V111H19ZM26 109H27V111H26ZM171 109H169V110H171ZM23 110H25L24 111L25 114L27 112H31V113H27V116L29 114L28 117H30V115H31V119L28 118L29 119V121H28V119L25 118V120H27L28 124L24 120V117L26 115L24 114ZM172 110H171V112H172ZM249 110H250V112L256 110L258 112V114L252 115L249 113ZM1 111H2V113H1ZM18 112L19 113L22 112L21 114H23V115L21 116V114H19ZM5 113H7L8 117H9V113L10 114L12 113V114L8 118L7 116H3V114L5 115ZM32 114L34 116L33 118H32ZM67 116H69V114H67ZM79 116H77V117H79ZM140 116H142L143 119H141ZM64 117L66 118V116H64ZM16 118H18V120L20 119L22 122L20 121V123H19ZM60 118L61 117H59V119L57 118V121L61 120ZM3 119H5L6 121H4ZM66 119L70 120L71 118L69 116ZM7 120L9 121V123ZM115 120H117V121H115ZM139 120H141L143 123L141 121L139 122ZM63 121H64V119H63ZM63 121H62V123L64 124L65 122H63ZM16 122H17V124L19 123L18 124L19 126H17ZM116 122H119V123H116ZM10 123H11V125H10ZM58 123L62 125L61 122L58 121ZM139 123H141V124H139ZM145 123L146 124L148 123L147 126ZM21 124L24 125V126L22 125L24 128L21 126ZM3 125H5V126L3 127ZM138 125H139L140 129L137 128ZM144 125H145V129H144ZM148 125H150V126H148ZM6 126L7 127L10 126V127L7 128ZM18 127H19V130L21 129L20 130L21 132L19 131L20 133L18 132ZM155 127H156V129H155ZM148 129L149 130L151 129V130L147 131ZM164 129H165V131H164ZM262 129H263V131H262ZM8 130H10L11 133ZM12 130H15L14 134L16 132V134H15L16 136L14 134H12L13 133ZM139 130H140V133H139ZM128 131H130V134L128 133ZM137 131L139 134L136 133ZM144 131H146V133H144ZM155 131H154V133H155ZM219 131L224 132V134L222 135V133ZM7 133H10L11 135L9 134L10 135L9 136ZM17 133H19L21 136ZM150 134H152V135H150ZM155 134H157V133H155ZM18 135H19V137H18ZM34 135H36V136L38 135V137H36ZM24 136L26 138V142H25V138L24 139L22 138ZM143 136H145V138ZM150 136H153V132L149 133V137ZM35 137L37 138V140ZM3 138H4V140H3ZM19 138L21 139L20 140L21 142L24 140L23 143H21L19 141ZM38 138H40V139H38ZM6 139L8 141H6ZM13 139H18L17 140L18 143ZM221 139H223V140L221 141ZM43 140L47 144V146L45 148H44L43 144L44 145H46V144L44 142H40ZM99 140H101V142ZM5 141L7 144L3 143ZM12 141H15V143ZM37 141H38V143L40 142L39 145H38ZM11 142L14 143L15 145H17V144L18 145L21 144V145L15 146ZM35 142L38 145V147L43 146L42 147L43 150L41 147H39L40 149L38 148L37 150L33 149V148H37L36 145L33 146ZM48 142H50L52 144V147L49 146L50 143L48 144ZM118 142H121V143H118ZM1 143H3V144H1ZM7 145L8 146L10 145L11 147L9 146V148H8ZM12 145L14 146L15 149L13 148ZM26 145H28V146L26 147ZM154 145H155V148L153 147ZM120 146H121V148H120ZM6 147L9 149V151H10V149L11 150L14 149V150H12L11 154H9L8 149ZM16 147L18 149H21V150H17ZM158 147H159V149H158ZM25 148L28 150L27 152H26ZM22 149L23 150L25 149L24 151L26 153L25 152L23 153ZM149 149H150V151H149ZM160 149H161V151H159ZM15 150L20 151V152H17ZM31 151H32V153L37 155L36 156L37 159H35L34 154L32 155V157H31V155H29V154H32ZM15 152L17 153V155H13V157H14L13 158L12 154H15ZM152 152H154V153H152ZM156 152H158V153H156ZM246 152H248V151H246ZM112 153H114V154H112ZM126 154L129 155V158H128L129 160H127V161L121 157L122 155H126ZM239 154H240L239 152H234V149L231 148L226 154H224L223 158L221 157V159H223V160L232 159V162H235L234 166H232V164H228L227 162L225 163V164L230 166L229 172H231V173L237 174V172H240L242 170V168H244L248 165L247 160L245 158L243 159V157L241 156L242 154H240V155ZM6 155H9V157L10 156L11 157L8 159L7 157H5ZM27 155L30 157L28 158ZM39 155H41V157ZM104 155H106V156H104ZM42 157H43V159H42ZM3 158H5V160H6L5 163H4L5 160H3ZM16 158H17V160H15ZM121 158L123 159V164H122V162L118 161L119 159L122 161ZM7 159H8V161H7ZM10 159L11 160L13 159L14 162L10 161ZM28 159H29V161H28ZM30 159H31V161L33 159L32 163L30 162ZM34 159L36 160V162H34ZM20 160H22L23 163L21 162V164H20L19 163ZM39 160H42V161L39 162ZM223 160H221L220 165L222 164ZM233 160H235V161H233ZM239 160L242 161V163L241 162L239 163ZM15 161L16 162L18 161L17 162L18 167H19V165H20V167H21V165H22V167L23 166L25 167L24 169H22V170H24L23 172L20 170V168H17V165H15L16 164ZM237 161H238V163H237ZM28 162L31 163V164H29L30 165L29 167L26 166V164H28ZM101 162H100V164H102ZM2 163H3V165H2ZM243 163H245L246 166ZM259 164L260 163H258L257 165H259ZM31 165L34 167L37 166L35 168L36 170L33 167H31ZM142 165H143V167H142ZM10 167H12V169L15 167L16 169H18V172H17V170H15V168L12 170ZM232 167H234L233 170L235 172L233 170L231 171ZM154 168H156V169H154ZM222 168L223 167L219 168V170L222 171V170L226 169V168L225 169H222ZM240 168H241V170H240ZM26 169H27V171H26ZM29 169H30V171H29ZM237 169H239L240 171H238ZM38 170H40L41 172H39ZM107 170L108 169L105 170L104 167H103V170H101L102 174L104 172V174H103V176L105 175L104 177L109 176ZM12 171H13V173L16 172L15 173L16 176H14L15 174L13 175ZM30 172L33 173L34 176H32V174ZM36 172L38 174H36ZM195 172H197V174H199L201 171L196 170ZM21 173H23V174H21ZM20 174L23 175V177L17 176ZM26 174H27V176H26ZM234 174H231V175H234ZM167 175H169V176H167ZM224 175H225L224 177L228 180V182L232 181L234 179L233 176L230 175V173L229 174L225 173ZM227 175H229V177H227ZM235 175H234V177H235ZM3 176H5L6 181H5ZM25 176L29 182H26ZM152 176L154 178H152ZM6 177L8 178V180L14 179L15 181H12V182L9 181L8 182ZM18 177H19V179H18L19 181L16 179ZM29 177H31V178H29ZM21 178H22V180H21ZM33 178H35L37 180L35 181V179H33ZM168 178L171 181L168 180ZM1 179H4V180H1ZM23 179H25V180L23 181ZM32 179H33V182H32ZM41 179L43 182L41 181V185H40L39 180H41ZM107 179H109V178H107ZM152 179H154V181H155L153 184H151ZM185 179H187V180H185ZM158 180H160V181H158ZM16 181H17V183H16ZM30 181H31V183H30ZM19 182H21L22 184ZM10 183H11V186L9 185ZM36 183L41 186V187L37 186L39 191L35 187L37 185ZM4 184H5V187L7 189H5ZM15 184L16 185L20 184V186H16ZM12 185H13V189L15 187L18 188V189H16V188L14 189V190H18L15 192V194L13 193L14 190L12 191V189H9V188H12ZM24 185H26V186H24ZM19 187H21V188H19ZM25 187H27L28 189L30 187V190H28ZM34 188H35V190H34ZM7 190H9L11 192L8 193ZM19 191H22V192H19ZM32 191H34L35 193H39L41 196L40 195L37 196V194H35L34 192L32 193ZM46 191H47V193H45ZM10 193H11V196H9ZM42 193H43V195H42ZM48 193H51L52 196H51V194H48ZM44 194H46L45 197H47V201L50 200L51 202H49V201L47 202L46 198H45V201L41 200V199H44ZM30 195H31V197H30ZM33 195L37 196L38 198L33 196ZM5 196H7V197L9 196V198H6ZM49 196H51V197H49ZM25 198L26 199L29 198V199L26 200ZM53 198H54V200H53ZM16 199H18V200H16ZM31 199H33L34 202L31 201ZM35 199H36V201H35ZM19 200L20 201L22 200L23 203L20 202ZM29 200H30V202H29ZM196 200H198V199H196ZM8 201H10V202L13 201L14 204L11 202L9 205ZM26 201H28V202H26ZM37 201H40L41 203L40 202L37 203ZM43 201L46 203V205ZM163 201H165V204H163L164 203ZM3 203L5 205H3ZM18 203L19 204L21 203L20 204L21 207L20 206L18 207V205H19ZM26 203L28 205L27 208L25 206ZM28 203H31V206ZM53 203L55 204V207H54ZM35 204L36 205L39 204V205L36 207ZM7 205L9 206L8 208H6ZM11 206H14V207H11ZM50 206H51V208H50ZM9 208H10V210H7ZM11 208H12V210H11ZM17 208L19 209V211ZM20 208L22 211H25L24 217L28 216L27 217L28 219L23 217V213L20 210ZM23 208L25 210H23ZM32 208H34V209H32ZM41 208L43 211L40 210ZM13 209H15V210L13 211ZM16 209H17V211H16ZM36 209L37 210L39 209L40 211L39 210L37 211ZM45 209H47V211ZM50 209H52L51 210L52 212L51 211L48 212ZM160 210L161 211L164 210V207L160 208ZM5 211L10 214L9 215L10 219H8L9 218L8 214ZM10 211H11V213H10ZM44 211L47 214L43 213V214L39 215L40 213H42ZM17 212L19 214H21V216L20 215L18 216ZM30 212L33 215H36L37 217L32 216V214L29 215L28 213H30ZM35 212H37V213H35ZM14 213H16V214L13 215V217H11V214H14ZM48 213L49 214L52 213V215H54V217L49 215ZM57 214L59 217H57ZM44 215H45V217H44ZM49 216H51V217H49ZM182 216H181V218H183ZM29 217L32 218L33 221H31ZM42 217L46 218V219H44L46 222L48 220H50L51 218H52L51 219L52 221L50 220V222L48 221L46 223L44 220H42L43 219ZM23 218L25 220L26 219L30 220L29 221L30 223L26 221L29 225H26L27 223H24L25 220ZM40 218H42V219H40ZM16 219H18V221H16ZM22 219L24 222L21 221ZM34 219H36L37 221ZM54 219H57V220H54ZM12 220H14V221H12ZM40 220H42L43 223H45L46 225H49V226L51 225L50 223H52V222H54V224L52 223V225L50 226L51 228H50L48 226H45V224H43L42 221H40ZM19 221H21V223H19ZM35 221L37 224L39 222V225H36ZM55 221H57V223ZM11 222H13V224L15 223L14 226ZM67 222L70 224V225H66L68 229L66 228V226H64V223H67ZM8 223H10L11 225ZM18 223L21 227L18 225ZM23 223H24V225H22ZM32 223H34L35 225ZM40 223H42V224H40ZM263 223H264V221H263ZM7 226H8V228H7ZM29 226H31L30 229H29ZM38 226H40L42 228V230L43 229L44 230L42 231L40 229V227H38ZM24 227H26V228H24ZM45 227H47L48 229H46ZM56 227H58L56 230L57 232L55 231ZM261 227H262V229L260 228V233L262 234V236L260 235V233H258V237H259L258 241H261V244L264 247V244H263L264 243V241H263L264 240V224ZM32 228L34 229L33 232H31ZM35 228L39 229V230H37V232H35L36 234L34 233ZM23 229H25V230H23ZM18 231L20 232V234L19 233L17 234ZM64 231L67 233L64 234L65 233ZM21 233L23 235L25 234V236H22ZM31 233L37 237L33 236ZM28 234L32 235L36 239L32 240L34 238ZM37 234L39 236L40 235L41 236L39 237ZM27 236H28V238H27ZM38 237H39V239H38ZM65 237H68V238H65ZM30 238H31V241H30ZM44 238H45V240H44ZM238 238L239 237H235L233 239H230L232 241H230V240L227 241V243H228L226 245L227 251H229V249H230L229 247L233 246V244H231L232 242L236 243L238 240H240V238L239 239ZM25 239L28 241H26ZM66 239L69 240L70 243ZM36 240L37 241L39 240V242H41V243H39V242L37 243L38 246L40 244L45 243L44 244L45 246L40 245V247L42 246L41 248H43V247H45V248L41 249L40 247H38L37 244L35 243ZM50 240H52V241H50ZM220 242L223 243L224 241L222 239H220L218 244H221ZM50 243H51V245H50ZM48 245H50V246H48ZM70 245H71V248H69ZM35 248H36V250H35ZM53 248H54V250H52ZM49 249L52 250L54 252V254L52 251H49ZM1 250L2 249L0 248V251ZM46 250L49 251L50 253L47 252ZM225 250H226V248H225ZM3 251H5V250H3ZM122 252H123L122 257H121L122 259L120 258L121 260H119V261H121V263L119 262V264H123V263L128 261V260H126L128 258L127 252L126 253L124 251H122ZM260 252H262V250H260L258 252V255L261 254ZM6 253H8V251ZM49 254L50 255L53 254L52 257H49L50 256ZM126 254H127V256H126ZM54 256H56L58 259H56V257H54ZM53 257H54V259H53ZM94 261L95 262H92L91 264H114V262H115V261L113 262V259L111 258V256H109V258L105 257V256L97 257L96 259H94Z\"/></svg>",
  "mask_w": 264,
  "mask_h": 264
}]
</instances>
